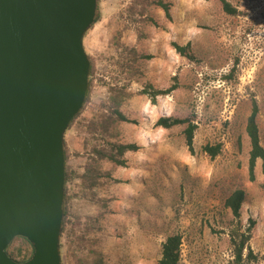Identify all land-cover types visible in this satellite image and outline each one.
<instances>
[{"label":"rangeland","instance_id":"obj_1","mask_svg":"<svg viewBox=\"0 0 264 264\" xmlns=\"http://www.w3.org/2000/svg\"><path fill=\"white\" fill-rule=\"evenodd\" d=\"M152 1L98 0L96 22L83 38L94 78L64 135L70 181L65 184L63 264H157L169 234L181 236L180 264H232L228 233L234 224L224 203L237 189L245 193L241 229L248 219L255 221L248 244L258 257L254 264H264V175L257 161L256 179L248 180L245 134L254 99L264 146V0H226L237 10L234 16L219 0H163L170 4L171 21L150 6ZM172 43H189L196 60L178 56ZM122 45L152 58L123 69L118 62L130 63V56ZM173 76L179 88L157 97L155 105L140 93L147 84L168 88ZM120 89L131 95L120 112L134 124L111 122L108 98ZM192 114L194 155L184 145L181 127H154L162 116ZM105 139L136 144L139 150L125 153L124 168L101 162L121 183L83 191L82 168ZM215 141L224 147L211 161L202 147ZM17 248L20 256L14 254ZM7 251L17 261L31 256L20 238Z\"/></svg>","mask_w":264,"mask_h":264},{"label":"water","instance_id":"obj_2","mask_svg":"<svg viewBox=\"0 0 264 264\" xmlns=\"http://www.w3.org/2000/svg\"><path fill=\"white\" fill-rule=\"evenodd\" d=\"M98 0H0V264H63L64 135L81 111ZM25 239L31 256L7 253Z\"/></svg>","mask_w":264,"mask_h":264},{"label":"trees","instance_id":"obj_3","mask_svg":"<svg viewBox=\"0 0 264 264\" xmlns=\"http://www.w3.org/2000/svg\"><path fill=\"white\" fill-rule=\"evenodd\" d=\"M222 6L223 11L228 15H236L237 10L233 8L226 0H219ZM150 6L154 5L159 7L165 16V19L171 21L170 15V4L164 2L163 0H154L149 3ZM151 22H153L151 20ZM154 25L156 23L153 22ZM175 53L185 58L191 62L196 60V56L191 48V45L187 43L184 46H181L177 43L171 44ZM122 50L129 54L130 63L128 60L123 62H118V65L125 68H132V66L140 60H150L152 58L151 55H141L137 53L134 48H128L126 46H121ZM89 61H90V57ZM139 73V69L134 67V71ZM94 78V66L90 63V72H89V86L86 97L88 98L89 89L92 86ZM224 78H228L225 76ZM179 88V83L177 76L172 77V84L165 89H156L151 84H147L145 88L140 91L141 94L146 95L150 101L151 105L156 104L157 97L167 96L173 91ZM131 95L124 92V89L120 90H112L110 91V96L108 98V102L112 109V114L114 119H112V123L116 122H125L134 124L135 121H131L126 118L121 112L120 107ZM85 104V103H84ZM84 107V105H83ZM194 112V111H193ZM259 105L256 100L252 99L251 101V109L250 114L246 119L245 124V134L248 138L249 142V152H248V165H247V174L249 182H254L256 179L255 176V167L257 161L261 162V172L264 175V146L261 141L260 128L258 124L259 118ZM76 119V117L72 120V122ZM194 115L185 117V118H176L174 116H162L156 120L154 123V127L161 128L164 130H169L175 127H181V135L183 137L184 145L189 152L190 155H194V136L197 129V126L194 124ZM71 122V123H72ZM104 130L106 127H103ZM224 144L221 141H215L214 143H207L202 147V152L209 158V160H214L218 156L221 155ZM139 150V146L136 144H123L115 141L106 140L102 145L94 146L92 149L93 157L90 158V162L87 163L84 169V173L80 176L81 189L83 191L95 192L99 186H104L109 183H121V181L116 180L112 177L110 171H104L101 167V162H108L113 167H126V159L125 153L127 152H137ZM64 154L66 160V145L64 144ZM103 179V181H101ZM70 181V174L68 171H65V184ZM264 190V185H262ZM245 193L242 189L234 190L230 193V195L226 198L224 206L230 210L232 215V225L234 224V228H232L229 233V243L232 250L233 261L232 264H254L257 262V255L254 254L248 244L251 238V230L255 225V221L252 219H248L247 226L243 230L241 223V213L240 208L244 202ZM64 200L67 203L68 199H66V186L64 191ZM108 201L102 200V208L107 209ZM64 217L62 222V231L60 236V246L59 252L62 261V243L61 238L67 229V212L65 209V205L63 207ZM242 230V231H241ZM24 243L29 246V252L32 253L31 245L23 238H20ZM182 244L181 236L179 234H169L165 237L163 243L160 247V257L157 264H180L181 261V253L180 247ZM8 250V249H7ZM8 253V251H7ZM22 253L20 248L16 249V256H20ZM12 257V254H9ZM30 256L26 255L22 257L19 262L26 261ZM63 263V261H62ZM98 263V262H97Z\"/></svg>","mask_w":264,"mask_h":264},{"label":"crops","instance_id":"obj_4","mask_svg":"<svg viewBox=\"0 0 264 264\" xmlns=\"http://www.w3.org/2000/svg\"><path fill=\"white\" fill-rule=\"evenodd\" d=\"M105 163H107V164H108V162H105ZM109 164H110V163H109ZM111 166H112V165H111ZM84 169H85V167H84V168H82V170H83V171H82L81 175L84 173ZM81 175H80V176H81ZM112 177H113V178H116V177H114V175H112Z\"/></svg>","mask_w":264,"mask_h":264}]
</instances>
